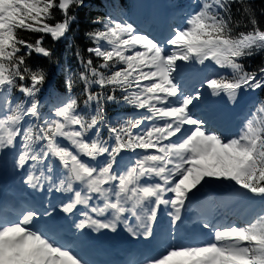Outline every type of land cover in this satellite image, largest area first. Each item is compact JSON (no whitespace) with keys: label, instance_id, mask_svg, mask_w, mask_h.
Returning a JSON list of instances; mask_svg holds the SVG:
<instances>
[{"label":"snow or ice","instance_id":"obj_1","mask_svg":"<svg viewBox=\"0 0 264 264\" xmlns=\"http://www.w3.org/2000/svg\"><path fill=\"white\" fill-rule=\"evenodd\" d=\"M84 6L85 0H0V154L13 153L31 189L66 195L59 205L0 216V264H89L61 238L57 208L65 219L79 216L81 236L123 225L130 237L149 242L163 210L168 247L135 264H264V100L228 135L216 129L217 112L197 114L206 94L236 107L244 94L264 91V66H245L264 55L251 0H197L163 40L111 15L93 19L96 27L85 33L89 55L77 46L80 70L65 79L67 95L45 112L40 94L50 73L29 58L59 67L45 37L71 46L68 33ZM233 6L247 31H237ZM21 32L41 35L29 42ZM186 70L206 74L189 86L181 79ZM77 82L82 87L74 95ZM109 103L133 111L109 119ZM212 182L237 198L257 199L261 210L243 222L205 217L199 222L207 239L182 240L193 190Z\"/></svg>","mask_w":264,"mask_h":264},{"label":"trees","instance_id":"obj_2","mask_svg":"<svg viewBox=\"0 0 264 264\" xmlns=\"http://www.w3.org/2000/svg\"><path fill=\"white\" fill-rule=\"evenodd\" d=\"M88 2V4L80 9L76 10L77 15V22L73 24L72 30H71V36L73 37L74 44L72 48L70 49V42L69 39L61 40V42H54L52 39L48 36L45 37L44 40V46L50 47L54 51L55 59L59 61L60 55L63 58H68V54L71 53L69 64V69L72 70L71 76L73 79H75L74 74L77 73L80 70V64L77 60L76 56L74 55V52L77 50V46L81 54L85 57L88 56L87 48L92 46L91 42L86 37L85 33L90 31L92 28L96 27L92 24V20L95 19V17H101L99 15H95V12L92 11V8L95 7L94 3L91 0H85V2ZM252 5L256 12V18L258 20L259 26L264 29V0H251ZM102 3L105 8H112L122 7V4L124 3V0H102ZM134 7V6H133ZM129 10H133L132 7H127ZM80 10V11H79ZM233 14L234 19L240 22V27L237 29V31H247L248 28H245L244 25L247 24L246 17H243L240 13L236 12V6H233ZM103 17V16H102ZM56 19H62L61 15H57ZM249 28L251 25L248 26ZM41 34L39 33H28V32H21V37L25 40H28L29 42H34L35 39H37ZM59 52V53H58ZM29 65L32 67H44L49 73H50V80L54 81V85H62L61 93L66 94L67 89L64 86V81L67 78V74L63 71L60 75L56 76L54 73V69L56 64L50 63L47 58H43L40 56H37L33 54L32 57L29 58ZM245 66L247 70L253 71L258 69L261 66H264V55H259L256 57H253L249 60L245 61ZM49 80V81H50ZM74 87H82V85L77 82ZM264 100V91H257L256 92V101ZM114 106L116 104L109 103L108 106Z\"/></svg>","mask_w":264,"mask_h":264},{"label":"rangeland","instance_id":"obj_3","mask_svg":"<svg viewBox=\"0 0 264 264\" xmlns=\"http://www.w3.org/2000/svg\"><path fill=\"white\" fill-rule=\"evenodd\" d=\"M149 1H150V3H153V5L156 6V9L159 11H162L164 9V5H166V4H171L172 6L175 7L176 1L182 2V4H180V6H183L185 9L191 8L192 2L196 4L195 0H166L165 2H164V0H149ZM153 9H155V8H153ZM148 10H150L149 7H148ZM120 18H122V20H125V18L122 16H120ZM171 28H174V26H171ZM199 67L200 66H198L197 68H199ZM184 73H190L191 74L190 75L191 81H194V83L196 81H198L199 79H202L203 76L206 74L203 72H196L194 70H192V71L186 70ZM200 90L203 91V89H200ZM203 101L207 102L209 107H212L213 109L217 110L218 114H220V113L224 114V112H226L229 108V104H227L226 98L225 99H219V98H215V97H210L206 94L205 99ZM44 189H47V186H45ZM39 193L43 194V190L39 191ZM226 201H231L232 203H236L237 206L239 207V209H241V210H245L247 207H249L251 204H253L255 202L254 200H244L242 198H237V197L233 196L232 193L227 194V198L225 200V203H226ZM119 228H124V226L120 225ZM103 233H106V231H102L101 233L98 234L101 242H104V239L102 237ZM94 242H95L96 246H99L100 241L98 239L95 238Z\"/></svg>","mask_w":264,"mask_h":264},{"label":"bare ground","instance_id":"obj_4","mask_svg":"<svg viewBox=\"0 0 264 264\" xmlns=\"http://www.w3.org/2000/svg\"><path fill=\"white\" fill-rule=\"evenodd\" d=\"M222 133H224V134H228L229 132H227V131H222ZM7 165V162L6 161H4L3 163H2V166L4 167V166H6ZM21 206H18V208H20ZM111 262H115V260H110Z\"/></svg>","mask_w":264,"mask_h":264}]
</instances>
